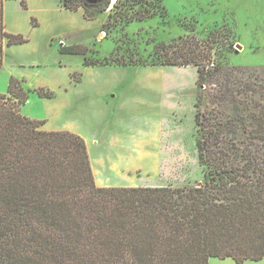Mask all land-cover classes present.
Returning a JSON list of instances; mask_svg holds the SVG:
<instances>
[{
    "label": "trees",
    "instance_id": "1",
    "mask_svg": "<svg viewBox=\"0 0 264 264\" xmlns=\"http://www.w3.org/2000/svg\"><path fill=\"white\" fill-rule=\"evenodd\" d=\"M112 2L63 0L68 9L83 7L90 20ZM114 7L131 12L130 22L144 21L157 15L161 0H117ZM4 15L0 0V65L5 40L28 41L5 29ZM214 54L187 35L157 43L151 55L152 65L198 68L196 147L204 180L195 185L98 186L86 140L45 130V120L23 114L30 91L12 76L0 94V264L263 259L264 68L223 66ZM35 92L55 96L45 88ZM205 99L210 106L203 108Z\"/></svg>",
    "mask_w": 264,
    "mask_h": 264
},
{
    "label": "rangeland",
    "instance_id": "2",
    "mask_svg": "<svg viewBox=\"0 0 264 264\" xmlns=\"http://www.w3.org/2000/svg\"><path fill=\"white\" fill-rule=\"evenodd\" d=\"M116 1L96 15L101 27L96 33L89 31V41L87 38L92 51L79 50L69 58L97 63L93 79L106 88L104 93H87L106 106L86 121L89 131L94 129L101 140L92 148L93 156L125 153L128 178L142 186L201 183L204 174L195 120L198 68L152 65L151 55L157 43L195 35L201 44L213 47L216 63L264 68V0H161L156 16L133 22L128 21L131 12L114 7ZM80 72H75V79L81 77ZM35 90L22 105L23 114L36 109L31 95ZM209 106L205 99L203 108ZM123 143L132 146H121ZM122 147L134 149L118 151ZM140 147L146 151L138 150ZM209 264L237 263L232 258L212 257ZM245 264H264V258Z\"/></svg>",
    "mask_w": 264,
    "mask_h": 264
},
{
    "label": "crops",
    "instance_id": "3",
    "mask_svg": "<svg viewBox=\"0 0 264 264\" xmlns=\"http://www.w3.org/2000/svg\"><path fill=\"white\" fill-rule=\"evenodd\" d=\"M26 3L27 7H24L21 0H5V29L13 34L26 36L28 41L13 45L4 41L0 94L7 93L12 76L21 80L27 91L38 88L54 91L55 96L51 98L32 92L37 107L31 110L32 113L25 114L34 119L45 120V130H69L81 135L87 142L98 186H142L128 178L130 172L125 170L130 167L125 153L98 159L93 156L92 148L100 145L101 140L94 129L89 131L86 121L91 120L95 113L103 112L105 103L97 97H87V93H104L106 88L93 79L94 71L99 68L96 64L86 65L85 59L70 60V56L75 53L63 52L68 47H73L76 51H92L93 44L87 43V38L88 41L90 38L88 33L93 30L96 33L101 22L98 19H87L82 8L68 9L63 0H26ZM75 72L81 73L79 79L74 78ZM40 111L41 114H37ZM121 146L132 144L123 143ZM132 149L134 148L122 147L118 151ZM138 150L146 151L143 147Z\"/></svg>",
    "mask_w": 264,
    "mask_h": 264
}]
</instances>
